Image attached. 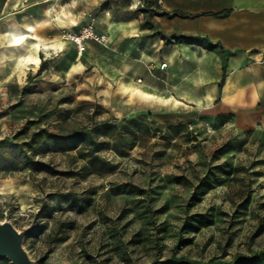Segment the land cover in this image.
<instances>
[{"label":"rangeland","instance_id":"1","mask_svg":"<svg viewBox=\"0 0 264 264\" xmlns=\"http://www.w3.org/2000/svg\"><path fill=\"white\" fill-rule=\"evenodd\" d=\"M133 9L159 0H0V222L36 264H264V128L125 113L163 102L125 85L148 71L107 34ZM39 18L53 48L18 67L3 32Z\"/></svg>","mask_w":264,"mask_h":264},{"label":"crops","instance_id":"2","mask_svg":"<svg viewBox=\"0 0 264 264\" xmlns=\"http://www.w3.org/2000/svg\"><path fill=\"white\" fill-rule=\"evenodd\" d=\"M159 7L133 9L107 32L121 64L146 67V81L145 70L135 73L145 95L163 97L125 113L148 111L174 125L225 120L264 128V0H159Z\"/></svg>","mask_w":264,"mask_h":264},{"label":"bare ground","instance_id":"3","mask_svg":"<svg viewBox=\"0 0 264 264\" xmlns=\"http://www.w3.org/2000/svg\"><path fill=\"white\" fill-rule=\"evenodd\" d=\"M51 12L56 13L59 22L63 25H70L72 23L75 24L76 22L74 12L68 4H64L62 8H55ZM48 20L49 18H39L35 22H27L25 26L17 25L14 28L11 27L4 32L2 31L3 36L6 38L8 43V50L10 51L9 56L18 60V67L26 62H30L36 67H40L43 61V58L40 55L41 50H49L53 48V45L50 42L45 41L44 38L40 36L41 34L39 35L40 28ZM60 46H63V44H60ZM80 51V57H82L83 50L81 49ZM124 83L130 88V90L146 94V84L134 82L131 78L125 79ZM0 182V192L5 190L6 187L12 185V180L9 179H2ZM21 185L23 187V184Z\"/></svg>","mask_w":264,"mask_h":264},{"label":"water","instance_id":"4","mask_svg":"<svg viewBox=\"0 0 264 264\" xmlns=\"http://www.w3.org/2000/svg\"><path fill=\"white\" fill-rule=\"evenodd\" d=\"M25 234L9 221L0 222V258L8 257L13 264H36L24 247Z\"/></svg>","mask_w":264,"mask_h":264},{"label":"trees","instance_id":"5","mask_svg":"<svg viewBox=\"0 0 264 264\" xmlns=\"http://www.w3.org/2000/svg\"><path fill=\"white\" fill-rule=\"evenodd\" d=\"M165 14H170L168 12H165ZM211 15L215 16V17H225L229 14V11H224V12H221V13H210ZM173 15H181V16H187L188 14H185V13H182V12H174ZM111 123H107L106 125H110ZM111 127H113V125H110ZM176 126H179L181 127V125H176ZM53 136H57V135H53ZM91 144H96L97 145V141H92ZM8 162L5 161V164H7Z\"/></svg>","mask_w":264,"mask_h":264},{"label":"built area","instance_id":"6","mask_svg":"<svg viewBox=\"0 0 264 264\" xmlns=\"http://www.w3.org/2000/svg\"><path fill=\"white\" fill-rule=\"evenodd\" d=\"M77 38V37H76ZM78 41V40H77ZM78 43H79V50L80 49H82L83 51H84V45H83V42H82V40H81V42L80 41H78ZM80 52V51H79Z\"/></svg>","mask_w":264,"mask_h":264}]
</instances>
